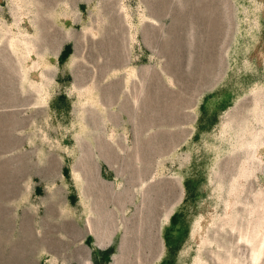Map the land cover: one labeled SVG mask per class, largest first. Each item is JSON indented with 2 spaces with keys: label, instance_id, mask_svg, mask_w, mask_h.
Returning a JSON list of instances; mask_svg holds the SVG:
<instances>
[{
  "label": "rangeland",
  "instance_id": "rangeland-1",
  "mask_svg": "<svg viewBox=\"0 0 264 264\" xmlns=\"http://www.w3.org/2000/svg\"><path fill=\"white\" fill-rule=\"evenodd\" d=\"M263 246L264 0H0V264Z\"/></svg>",
  "mask_w": 264,
  "mask_h": 264
},
{
  "label": "bare ground",
  "instance_id": "bare-ground-1",
  "mask_svg": "<svg viewBox=\"0 0 264 264\" xmlns=\"http://www.w3.org/2000/svg\"><path fill=\"white\" fill-rule=\"evenodd\" d=\"M262 246V245H261ZM263 248H264V246H263ZM260 251V250H259ZM259 251H255L254 252V256H253V262H254V264H256V262H257V260L260 258V253H259ZM259 257V258H258Z\"/></svg>",
  "mask_w": 264,
  "mask_h": 264
}]
</instances>
